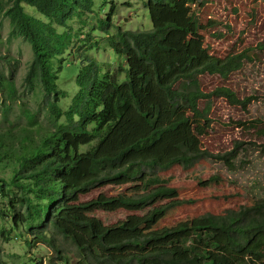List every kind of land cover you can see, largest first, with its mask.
<instances>
[{"label":"rangeland","instance_id":"obj_1","mask_svg":"<svg viewBox=\"0 0 264 264\" xmlns=\"http://www.w3.org/2000/svg\"><path fill=\"white\" fill-rule=\"evenodd\" d=\"M1 1L4 6L0 4V54L19 58L22 64L14 77L17 94L7 97V89L0 93L5 102H0V264H67V261L68 264H77L80 256L69 241H61L58 249L27 244L31 239L29 225L35 228L37 221H20L26 212L24 203L15 206L14 189L9 186L17 169L16 156L21 143L27 136L43 133L47 123L45 111L40 105L39 87L36 85L35 90L30 92L23 86V78L33 58L31 46L24 38H9L12 26L6 12L8 0ZM169 1L171 4L166 6L161 2L151 4L149 0H92V9L88 10L85 0H70L71 18L64 20V26L50 21L69 44L66 48L63 43L61 49L64 54L53 60V68L60 75L59 89L65 93L60 96V104L65 110L79 91L75 79L86 54L93 56L103 71L117 74L120 80L129 74L130 58L113 53L109 38L105 36L108 32L100 23V20L107 19V15L112 21L109 25H121L123 30L149 29L165 21L176 25L168 41L163 43L165 49H154L159 59L157 72L161 80L171 87L182 86L175 82L174 77L185 69L190 56L198 54L205 58L207 55L203 43L199 48L191 44L183 31L185 22L207 31L212 39L209 50L217 56L247 50V62L239 71L226 80L204 77L200 89L208 94L216 86L224 85L236 91L241 98L252 96L251 102L242 109L231 105L225 98L211 95L198 101L199 109H209L206 119L187 110L183 99L179 100L177 113L173 114L168 97L151 82V68L148 65L138 67L132 76V83L146 116L128 110L121 121L115 122V127L96 134L91 143L81 146L79 151L95 148L97 157H114L123 146L148 137L154 129L177 123L174 137L157 142L147 151V155H175L185 147L201 153L202 160L193 162L185 169L163 172V178L173 175L170 185L175 183L184 188L172 196L156 198L147 204L126 206L118 199L139 197L165 184L150 187L147 183L138 185L123 178L117 183H98L62 202V206L71 207L115 201L108 206H92L87 211V216L96 220L102 230L118 225L138 226L140 232L146 235L165 226L188 224L193 217L201 215H255L254 209L258 210V207L261 209L260 216L264 217V158L258 150L259 143L264 144V140H259L255 134L257 130L264 129L263 1L196 0L195 4H187L186 0ZM24 10L29 16L49 22L26 4ZM13 30L18 33L16 28ZM112 32L113 28L108 35ZM67 72L68 78L63 79ZM1 73L7 79L6 68ZM78 119L74 116V121ZM64 122L65 118H62L61 123ZM225 158L227 161H224ZM210 177H214V180H209ZM24 193L28 199H34L32 193L27 190ZM182 199H191L194 204L151 215L166 204ZM257 238L264 239V233ZM216 241L217 237L195 234L192 242L207 248L222 264H264V255H250L246 260L244 255L222 252L215 246ZM177 250H184L182 243ZM99 260L101 257L93 264H99Z\"/></svg>","mask_w":264,"mask_h":264},{"label":"trees","instance_id":"obj_2","mask_svg":"<svg viewBox=\"0 0 264 264\" xmlns=\"http://www.w3.org/2000/svg\"><path fill=\"white\" fill-rule=\"evenodd\" d=\"M10 1L12 5L6 11L8 18L13 16V11H17L36 27L35 31L14 27L18 33L13 30L12 34L24 36L32 46L34 57L23 78V86L33 91L36 85L39 87L41 107L45 111L47 123L43 133L27 136L21 143L16 156L17 169L9 183L14 189L12 194L15 206L24 203L26 212L20 221H37V227L29 225L31 239L27 244L58 249L61 241H69L80 256L77 264H93L98 257H101L99 264H222L207 248L192 242L195 234H202L204 237H217L215 246L224 253L263 256L264 239L257 238L264 233V217L260 216V207L258 210L254 209L255 215H201L193 217L188 224L165 226L155 233L143 235L138 226L118 225L102 230L96 220L87 216V211L92 206H108L115 201L62 206L64 200L89 187L106 181L117 183L123 178L138 185L147 183L150 187L165 184L139 197L118 199V202L126 206L147 204L156 198L181 192L184 187L180 185L168 186L174 177L170 175L163 178V172L185 169L193 162L202 160V154L184 147L175 155H147V151L157 142L174 137L177 123L154 129L148 137L137 140L130 146H123L114 157H97L95 148L86 152H80L79 149L90 144L96 134L110 131L128 110L132 109L143 115L132 83L133 74L142 65L151 68V82L168 97L173 114L177 113L178 102L183 99L187 110L206 119L209 109H199L198 101L211 95L225 98L231 105L242 109L247 108L252 96L241 98L236 91L224 85L216 86L208 94L200 89L204 77L226 80L232 73L239 71L247 62V50L217 56L209 50L212 39L207 31L185 22L183 31L188 35L191 44L199 48L203 43L207 55L205 58L198 54L190 56L185 69L174 77L175 82L182 86L171 87L169 83L161 80L157 72L159 59L154 54V49H165L163 43L168 41L176 25L165 21L149 29L123 30L121 25H109L112 21L110 15H107V19L100 20V23L104 24L102 28L108 33L113 28L110 34L111 49L118 56L130 58L129 74L124 80H120L117 74L109 70L103 71L97 60L86 54L75 79L80 87L79 91L65 110L60 104V96L65 93L59 89L58 77L49 63L54 57L64 53L61 48L63 43L66 47V41L60 38L50 24L27 16L23 9L25 4H29L49 19L63 25L64 20L70 18L66 17L69 9L63 0ZM262 1L264 4V0ZM149 2H161L166 6L171 4L169 0ZM186 2L195 4L196 0ZM92 6V0H85L86 9L91 10ZM36 35L40 36L38 41L34 40ZM0 64L9 66L11 71V83L8 84L1 81L0 74V91L7 89V92L13 93L16 91L14 77L20 62L0 56ZM68 74L69 72L65 73L62 78H68ZM74 116L79 119L74 121ZM62 118H65L64 123H61ZM148 121L152 123L149 118ZM255 134L259 140H264V129L257 130ZM258 146L259 153L264 158V144L260 142ZM209 180H214V177ZM24 190L32 193L34 199H28ZM188 204L194 203L191 199L173 201L153 211L151 215ZM189 242H192L191 245H187ZM181 243L184 250L178 251L177 246Z\"/></svg>","mask_w":264,"mask_h":264},{"label":"clouds","instance_id":"obj_3","mask_svg":"<svg viewBox=\"0 0 264 264\" xmlns=\"http://www.w3.org/2000/svg\"><path fill=\"white\" fill-rule=\"evenodd\" d=\"M63 2L66 4L67 8L69 9V15L66 16V17H70V18H71V12H72V9H71L70 0H63ZM26 5L29 6V7L34 8V9H35V10H36V11H37L42 17H44L45 19L49 20V22L44 21V20L39 19V18H35V17H32V16H29V15H27V14L25 13V10L23 9L24 13H25L27 16L32 17V18H34V19H37V20H39V21H41V22H44V23L50 24V25H51L53 28H55V29H56V27H54V26L51 24L50 21H54L56 24H58V25H60V26H64L63 23L60 24L58 21H56V20H54V19H49L48 17H46L45 15H43L42 13H40V12L37 10L36 7L31 6V5H29V4H26ZM89 12H90V11H89ZM64 18H65V17H64ZM64 18H63V19H64ZM63 19H62V21H63ZM13 28H14V27L12 26V30H11V33H10L9 38H10V39H12V38H14V37H21V38H24V39L26 40V42L31 46V44L28 42V40H27L24 36L13 35V34H12ZM56 31H57V34L60 36V38H61L62 40H64V41H66V48H68V45H69V44H68L67 39L63 38L62 35H60V34L58 33V30H57V29H56ZM108 34H109V33H108ZM108 34H106L105 36H106L107 38H109V39H108V42H109V46H110V48H111V45H110V39H111L112 36H110V35H108ZM31 50H32V53H33L32 46H31ZM63 54H64V53H62V54H60V55H57V56L54 57V58L50 61V63H49V66H50L51 70L57 75L58 80L60 79V75H59V72H58L56 69L53 68V60H55L56 58L62 56ZM0 56H2V57L7 56V57H10V58H13V59H17V60H19V62H20V67H19V69L21 68V64H22V63H21V60H20L19 58H16V57L10 56V55H8V54H5V55H1V54H0ZM33 57H34V53H33ZM32 60H33V58H32ZM31 63H32V61H31ZM31 63H30V64H31ZM30 64H29V65H30ZM4 68H6V70H7V72H8V77H7V79H5V77H3L2 73H1V70L4 69ZM0 74H1V81H4L5 84L11 83V81H10L11 71H10L9 66H7V65H4V66H3V64H0ZM58 80H57V81H58ZM57 81H56V83H57ZM14 85H15V80H14ZM25 89L28 90V91H30V92L33 91V90H30L28 87H25ZM4 91H5V90L0 91V93H3ZM133 91H134V90H133ZM16 94H17V90H16L15 92H13V93H9V92H7V97H14ZM134 94H135V92H134ZM135 96H136V95H135ZM136 98H137V97H136ZM137 99H138V98H137ZM0 102H1L2 104H5L4 100H2V97H0ZM139 103H140V102H139ZM40 105H41V104H40ZM140 105H141V104H140ZM141 109H142V107H141ZM38 112H40V110H39ZM142 113H143L142 116H146V115L144 114L143 110H142ZM138 114H139V113H138ZM139 115H141V114H139ZM171 182H172V181H171ZM171 182H170V183H171ZM174 182H175V181H174ZM170 183H168V186H175V183H174V185H170ZM44 246H46V245H44ZM46 247H47V246H46ZM47 248H49V247H47ZM49 249H50V248H49ZM249 257H250V255H247V256H245L244 258H245L246 260H248Z\"/></svg>","mask_w":264,"mask_h":264},{"label":"bare ground","instance_id":"obj_4","mask_svg":"<svg viewBox=\"0 0 264 264\" xmlns=\"http://www.w3.org/2000/svg\"><path fill=\"white\" fill-rule=\"evenodd\" d=\"M8 7L10 8L12 5V1L8 0ZM0 4L4 6L3 2L0 0ZM13 16L9 17V23L13 27H17L20 29H23L25 31H35L36 27L32 25V23L23 15L19 14L17 11H13ZM40 39L39 35H36L34 37L35 41H38Z\"/></svg>","mask_w":264,"mask_h":264},{"label":"crops","instance_id":"obj_5","mask_svg":"<svg viewBox=\"0 0 264 264\" xmlns=\"http://www.w3.org/2000/svg\"><path fill=\"white\" fill-rule=\"evenodd\" d=\"M114 53V52H113ZM115 54V53H114Z\"/></svg>","mask_w":264,"mask_h":264}]
</instances>
